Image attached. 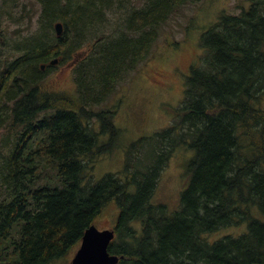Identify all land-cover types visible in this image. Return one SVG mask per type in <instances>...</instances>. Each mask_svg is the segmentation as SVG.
<instances>
[{"label":"trees","instance_id":"1","mask_svg":"<svg viewBox=\"0 0 264 264\" xmlns=\"http://www.w3.org/2000/svg\"><path fill=\"white\" fill-rule=\"evenodd\" d=\"M112 1L38 0L35 32L14 57L0 56V88L14 85L0 100L15 105L0 109V129L6 125L14 143L7 152L0 145V264L66 256L109 201L119 208L108 245L116 264H264V220L251 213L257 208L264 216V0L218 16L201 35L202 63L186 77L171 123L127 145L122 171L92 182L97 158L118 146L120 133L109 112L93 106L149 52L176 7L197 0H145L112 38L95 37L72 65L76 96L26 90L54 68L52 57L77 54L102 5ZM20 13L24 18L25 9ZM58 20L60 36L51 31ZM10 113L12 124H3ZM180 147L194 154L178 208L169 211L152 197ZM243 222L241 235L212 238Z\"/></svg>","mask_w":264,"mask_h":264},{"label":"rangeland","instance_id":"2","mask_svg":"<svg viewBox=\"0 0 264 264\" xmlns=\"http://www.w3.org/2000/svg\"><path fill=\"white\" fill-rule=\"evenodd\" d=\"M145 0H114L109 7L102 5L93 29L79 42L81 47L71 59L61 61L51 70H45L37 82H28L26 90L37 88L39 93L64 95L69 98L77 95L74 72L71 61L75 57H84L86 47L94 38H112L125 27V17L133 8ZM249 0H197L188 4L181 3L163 22L149 52L132 69L126 71L116 82L111 94L100 104L93 106L97 110H106L110 119L119 129L118 146L110 153L100 154L91 174L92 182L100 180L107 173L122 171L125 164L124 149L142 136H148L167 127L172 121L171 108L179 106L183 98L186 77L192 67L202 63V33L221 13H239L240 7L247 9ZM108 5V4H107ZM17 6V7H16ZM26 14L21 19L20 11ZM40 12L38 0H0V56L14 57L16 46L24 38L33 34L39 25ZM29 15V16H28ZM101 19V20H100ZM22 20V21H20ZM93 30V31H92ZM51 31H54L51 30ZM3 65V64H2ZM18 83L17 80H15ZM8 85V84H7ZM14 85H8L13 87ZM0 100V104H2ZM264 108V92L260 104ZM99 123L94 128L99 130ZM7 127L0 129V145L7 152L14 143ZM109 134H101L100 139L107 141ZM193 150L180 147L172 154L162 170L153 193L154 203H164L169 211L178 208L180 193L186 185V164L193 156ZM119 213L118 206L109 201L97 216L94 224L99 229L112 228ZM253 217L262 215L257 209H251ZM247 230V223L229 226L213 233V239L224 235L239 236ZM74 250L49 264H69Z\"/></svg>","mask_w":264,"mask_h":264},{"label":"water","instance_id":"3","mask_svg":"<svg viewBox=\"0 0 264 264\" xmlns=\"http://www.w3.org/2000/svg\"><path fill=\"white\" fill-rule=\"evenodd\" d=\"M54 29L56 35L60 36L63 32L62 22H56ZM56 62V58L50 61L51 64ZM113 237V229H99L94 224L90 225L84 231L80 244L69 264H116L119 258L114 254H110L107 249ZM248 264L259 263L253 261Z\"/></svg>","mask_w":264,"mask_h":264},{"label":"flooded vegetation","instance_id":"4","mask_svg":"<svg viewBox=\"0 0 264 264\" xmlns=\"http://www.w3.org/2000/svg\"><path fill=\"white\" fill-rule=\"evenodd\" d=\"M59 59V58H58ZM60 63H59V61L56 63V64H54L53 65V67H55V66H57V65H59ZM45 67H46V64H45V66L43 65V69H45ZM4 92H10V88L9 87H2V88H0V95H1V93H4ZM0 109H9V110H12V109H14L15 108V105H14V103H11V102H7V103H2V104H0ZM12 117H13V114L12 113H10L6 118H5V121H4V123L3 124H5V123H7L8 121H10L11 119H12ZM258 220H261V221H263L264 220V216H262V215H260V218H257Z\"/></svg>","mask_w":264,"mask_h":264}]
</instances>
